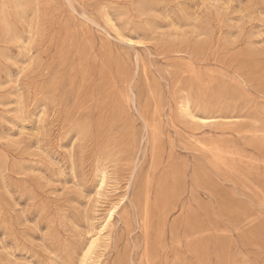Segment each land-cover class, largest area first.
I'll use <instances>...</instances> for the list:
<instances>
[{"label":"rangeland","instance_id":"rangeland-1","mask_svg":"<svg viewBox=\"0 0 264 264\" xmlns=\"http://www.w3.org/2000/svg\"><path fill=\"white\" fill-rule=\"evenodd\" d=\"M70 1L0 0V264H264V0Z\"/></svg>","mask_w":264,"mask_h":264},{"label":"bare ground","instance_id":"bare-ground-1","mask_svg":"<svg viewBox=\"0 0 264 264\" xmlns=\"http://www.w3.org/2000/svg\"><path fill=\"white\" fill-rule=\"evenodd\" d=\"M69 3L71 5V1L70 0H69ZM89 21H91V20H89ZM130 88H132V87H130ZM132 95H133V93H132ZM190 116L192 117V119H198L199 121H201V122H203L205 124L211 122V120H212V118H206V117L205 118H198V117H195V116H193L191 111H190ZM142 119H144V121L146 123L147 131L148 132H152V133L154 132V138L152 139L153 140L152 143H153V146H154L153 157H154V160L158 164V163H160L161 155L158 154V152L156 151L157 150V145H158L157 144V141H158L157 137L158 136L156 137L157 132H156L155 128L151 127L147 123V121H146V119L144 117ZM148 142H149V140H148ZM203 150L205 152H207V153H212V154L214 153L213 148L211 146H203ZM221 154L222 153L220 151L216 150V153H215L214 157H216V159H218V160H221L222 159ZM136 174H137V170L134 172V174L131 175V177L129 179L130 180V185H132V182H134V180L136 179ZM107 183H108V173L106 171H102L101 175H100L101 188L106 186ZM175 191H176V178H174L172 184L165 191V193L163 194V197L161 199V201H162L161 202V207L159 208V222H160V234L161 235L163 233L164 227L167 225V223L169 221L170 216L176 210H178V205L176 204V201H175V199H176V192ZM151 201H152L151 200V196H150V194H148V196H146L145 204H144L142 210L140 211V213L138 214V217L136 218V223L139 226V229L141 231H143L144 233H146V234L149 232V230L151 228L150 227V225H151L150 224L151 223V215H152V204H151ZM128 202L130 203L131 207L136 208L135 203H133L130 200V196H128V193H127L125 195V197H123L117 205H114L108 211L106 222L114 221L115 220V216L120 217L121 210L126 206V204ZM126 218H128V215H127ZM104 239H105V237H104V233L102 232V230L97 232V233H95L91 237L90 242H89V244L87 246V249L85 250L82 264H95L96 262H98V263L100 262V257H96L95 256V251H96V249L99 248L100 243L103 242ZM152 246L155 247L156 249H163L162 243L159 240V238L157 240H155V242L152 244ZM129 264H136V263H135L134 260H129ZM140 264H143V263H140Z\"/></svg>","mask_w":264,"mask_h":264}]
</instances>
